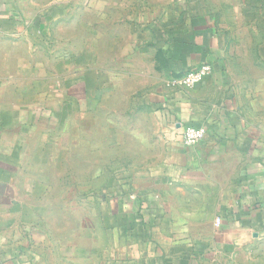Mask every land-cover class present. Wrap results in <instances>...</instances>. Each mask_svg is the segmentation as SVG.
<instances>
[{
  "label": "crops",
  "instance_id": "crops-1",
  "mask_svg": "<svg viewBox=\"0 0 264 264\" xmlns=\"http://www.w3.org/2000/svg\"><path fill=\"white\" fill-rule=\"evenodd\" d=\"M98 178L120 264H264V0H0V264H93Z\"/></svg>",
  "mask_w": 264,
  "mask_h": 264
},
{
  "label": "rangeland",
  "instance_id": "rangeland-1",
  "mask_svg": "<svg viewBox=\"0 0 264 264\" xmlns=\"http://www.w3.org/2000/svg\"><path fill=\"white\" fill-rule=\"evenodd\" d=\"M100 179L93 180L91 194L77 197L76 241L90 245L93 264H120L125 252L120 247V186L110 178L117 184L105 188Z\"/></svg>",
  "mask_w": 264,
  "mask_h": 264
},
{
  "label": "built area",
  "instance_id": "built-area-1",
  "mask_svg": "<svg viewBox=\"0 0 264 264\" xmlns=\"http://www.w3.org/2000/svg\"><path fill=\"white\" fill-rule=\"evenodd\" d=\"M211 74V67L203 64L190 70L179 82L182 93H187L196 85L202 83ZM207 131L204 128L189 126L185 130L184 144L186 147H194L206 137ZM220 224V220H217Z\"/></svg>",
  "mask_w": 264,
  "mask_h": 264
}]
</instances>
